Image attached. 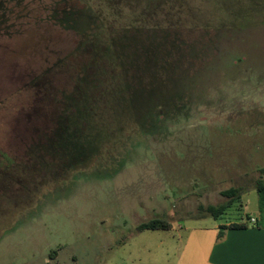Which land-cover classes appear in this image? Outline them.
I'll return each mask as SVG.
<instances>
[{"label":"rangeland","instance_id":"1","mask_svg":"<svg viewBox=\"0 0 264 264\" xmlns=\"http://www.w3.org/2000/svg\"><path fill=\"white\" fill-rule=\"evenodd\" d=\"M262 168L264 0H0V264H201Z\"/></svg>","mask_w":264,"mask_h":264},{"label":"crops","instance_id":"2","mask_svg":"<svg viewBox=\"0 0 264 264\" xmlns=\"http://www.w3.org/2000/svg\"><path fill=\"white\" fill-rule=\"evenodd\" d=\"M231 224L234 223L219 225L218 229ZM237 224H244L247 228L223 229L221 239L212 243L201 264H264V227L246 221Z\"/></svg>","mask_w":264,"mask_h":264},{"label":"trees","instance_id":"3","mask_svg":"<svg viewBox=\"0 0 264 264\" xmlns=\"http://www.w3.org/2000/svg\"><path fill=\"white\" fill-rule=\"evenodd\" d=\"M237 20V19H236ZM232 21V31L233 30H241V29H244L245 27L243 26V25H240L237 21ZM186 53H188L187 55H185V58H186V61H188V60H190L191 59V55H189V53H190V51H187ZM144 54H146V52L144 53ZM143 54V55H144ZM149 63H151V57H149V60L146 62V67L144 68V71H143V74H145L149 69L147 68V65L149 64ZM175 64H177V63H175ZM162 65V68L163 69H165V66L163 65V64H161ZM176 66V65H175ZM174 65H169V67L171 68V67H174L176 70L175 71H177V70H179L180 68H179V66H177V68L175 67ZM150 68V67H149ZM182 70V69H181ZM180 71V70H179ZM166 72V71H165ZM188 73V72H187ZM187 73L185 74V76L187 75ZM150 74V73H149ZM182 74H183V72H181L180 71V73H179V75H180V77H179V79L182 77ZM146 75V74H145ZM147 76V82H149L150 81V75H146ZM142 77V76H141ZM161 77H163V76H161ZM144 78H142V80H143ZM164 79H168L171 83H173V82H176L177 80H174L173 78H172V73H167L166 72V74H165V76H164ZM145 80V79H144ZM125 86V85H124ZM122 87V89H123V91H122V95H123V100H124V102L125 103H123V107H121V109H122V113H123V116L124 117H127L128 119H132V116L134 115L135 117H136V120L138 119V118H140V119H144L143 117H141V115L138 113V111L135 109V101H136V97H135V95H134V90H133V94H131V96L130 97H128V96H126L125 94H127V89H126V87ZM150 88V87H149ZM149 88H144L145 90V93H152L151 92V90L152 89H149ZM83 92V91H82ZM116 93V92H115ZM114 93V94H115ZM111 94H113V93H111ZM110 94V95H111ZM107 95H109V93H107ZM82 96V95H81ZM81 98V97H80ZM180 100V99H179ZM75 101V100H74ZM75 102H78V99H77V101H75ZM161 106L162 105H158L157 107H158V112H157V115H159L160 113V110H163L162 108H161ZM78 110L75 106L73 107H70V115H72V113H74L73 111L74 110ZM92 109V108H91ZM91 109H88L89 111H91ZM66 112H68L69 111V107H67L66 108V110H65ZM128 111V112H127ZM92 112V111H91ZM132 112H133V114H132ZM132 115V116H131ZM131 118H130V117ZM95 118H96V114H95ZM145 120V119H144ZM131 121V120H130ZM140 131V130H139ZM141 132H142V130H141ZM39 145V143H34L32 146H31V149L32 150H34L37 146ZM253 183H254V189L256 190V192H257V194H258V198H259V213L261 214V216H263L264 217V168H262V169H260L259 170V175H258V177L257 178H255L254 179V181H253ZM241 191L242 190H240V189H230L229 191H226L225 193H224V195H227V196H229L230 198L231 197H234V196H237L239 193H241ZM226 208V205L224 204V205H220V206H218V207H212V206H209L208 208H206V211L208 212V213H210V214H212L213 216H218L219 214H221L223 211H224V209ZM253 226H257V227H259V226H262V227H264V225H262V224H260L259 222H257V223H255V224H253ZM170 228V226H169V224L168 223H166V222H164V221H161V220H154V221H152V222H149V223H146V224H141L139 227H138V230L139 231H144V230H167V229H169ZM244 228H247V226L246 225H244V224H237V223H234V224H231L230 226H228V227H223V229H244ZM222 229V230H223ZM218 239H221V233H220V235H219V237H218ZM50 258L52 259V260H55L56 258H57V252H52L51 254H50Z\"/></svg>","mask_w":264,"mask_h":264},{"label":"built area","instance_id":"4","mask_svg":"<svg viewBox=\"0 0 264 264\" xmlns=\"http://www.w3.org/2000/svg\"><path fill=\"white\" fill-rule=\"evenodd\" d=\"M252 221H254V219H252Z\"/></svg>","mask_w":264,"mask_h":264}]
</instances>
